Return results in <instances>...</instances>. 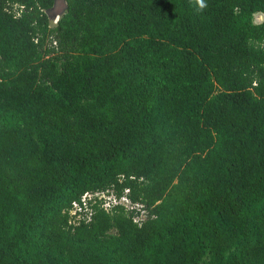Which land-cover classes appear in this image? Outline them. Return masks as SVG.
Returning <instances> with one entry per match:
<instances>
[{"label":"trees","instance_id":"obj_1","mask_svg":"<svg viewBox=\"0 0 264 264\" xmlns=\"http://www.w3.org/2000/svg\"><path fill=\"white\" fill-rule=\"evenodd\" d=\"M54 1L0 0V264H264V0Z\"/></svg>","mask_w":264,"mask_h":264},{"label":"built area","instance_id":"obj_2","mask_svg":"<svg viewBox=\"0 0 264 264\" xmlns=\"http://www.w3.org/2000/svg\"><path fill=\"white\" fill-rule=\"evenodd\" d=\"M96 201H102L103 208H109L111 204H123L126 207L130 206L129 201L122 197L119 201L116 200L112 195H106L105 193H86L80 203H73L70 215L73 217L72 222L77 223L79 220H89L92 210L90 203L94 204ZM143 214V213H142ZM144 219V217H143Z\"/></svg>","mask_w":264,"mask_h":264},{"label":"water","instance_id":"obj_3","mask_svg":"<svg viewBox=\"0 0 264 264\" xmlns=\"http://www.w3.org/2000/svg\"><path fill=\"white\" fill-rule=\"evenodd\" d=\"M66 9L67 6L64 0H55L54 5L46 11L49 21L52 23L57 22Z\"/></svg>","mask_w":264,"mask_h":264},{"label":"clouds","instance_id":"obj_4","mask_svg":"<svg viewBox=\"0 0 264 264\" xmlns=\"http://www.w3.org/2000/svg\"><path fill=\"white\" fill-rule=\"evenodd\" d=\"M195 5L197 11H203L207 7L205 0H195Z\"/></svg>","mask_w":264,"mask_h":264},{"label":"rangeland","instance_id":"obj_5","mask_svg":"<svg viewBox=\"0 0 264 264\" xmlns=\"http://www.w3.org/2000/svg\"><path fill=\"white\" fill-rule=\"evenodd\" d=\"M262 20H263V15H261V14L255 15V17H254L255 23H260Z\"/></svg>","mask_w":264,"mask_h":264}]
</instances>
